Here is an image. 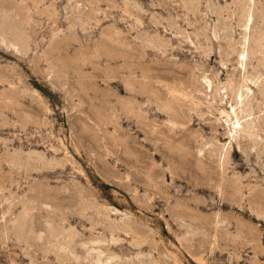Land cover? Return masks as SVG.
Returning a JSON list of instances; mask_svg holds the SVG:
<instances>
[{"label": "rangeland", "instance_id": "rangeland-1", "mask_svg": "<svg viewBox=\"0 0 264 264\" xmlns=\"http://www.w3.org/2000/svg\"><path fill=\"white\" fill-rule=\"evenodd\" d=\"M0 264H264V0H0Z\"/></svg>", "mask_w": 264, "mask_h": 264}]
</instances>
